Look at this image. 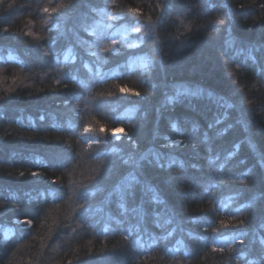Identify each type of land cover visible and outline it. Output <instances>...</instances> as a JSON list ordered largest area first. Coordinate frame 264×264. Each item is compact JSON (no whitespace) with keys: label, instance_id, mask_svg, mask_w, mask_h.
Returning a JSON list of instances; mask_svg holds the SVG:
<instances>
[{"label":"trees","instance_id":"trees-1","mask_svg":"<svg viewBox=\"0 0 264 264\" xmlns=\"http://www.w3.org/2000/svg\"><path fill=\"white\" fill-rule=\"evenodd\" d=\"M0 264H264V0H0Z\"/></svg>","mask_w":264,"mask_h":264},{"label":"rangeland","instance_id":"rangeland-1","mask_svg":"<svg viewBox=\"0 0 264 264\" xmlns=\"http://www.w3.org/2000/svg\"><path fill=\"white\" fill-rule=\"evenodd\" d=\"M102 19H104V18L102 17ZM107 24L110 25L111 23H107ZM130 33H131V30L126 25H122V26L114 28V36L115 37H117V36L118 37H127ZM71 49L72 48L69 47L68 48V52H69V55L73 56V52H72ZM129 65L132 66V67L145 68V67H147L149 65V61H148V59H146L144 57H136V58L130 60ZM133 112H132V108H130L128 110V112H126V113L132 115ZM6 230L10 231L11 228L10 227H6Z\"/></svg>","mask_w":264,"mask_h":264},{"label":"snow or ice","instance_id":"snow-or-ice-1","mask_svg":"<svg viewBox=\"0 0 264 264\" xmlns=\"http://www.w3.org/2000/svg\"><path fill=\"white\" fill-rule=\"evenodd\" d=\"M121 91H122V92H131V91H133V90L128 89V88H126V87H122V88H121ZM134 94L139 95V93H134ZM85 130L88 131V129H85ZM102 130H103V129H102ZM123 132H124V129H122V128L114 129V130H113V135H119V134H121V133H123ZM26 223L30 224L31 221H26Z\"/></svg>","mask_w":264,"mask_h":264}]
</instances>
